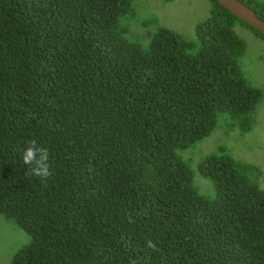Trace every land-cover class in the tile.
Returning <instances> with one entry per match:
<instances>
[{"label":"trees","instance_id":"1","mask_svg":"<svg viewBox=\"0 0 264 264\" xmlns=\"http://www.w3.org/2000/svg\"><path fill=\"white\" fill-rule=\"evenodd\" d=\"M132 1L0 0V214L29 237L10 264H264L258 170L206 155L209 199L177 152L220 114L251 125L262 91L233 26L264 34L211 0L195 39L159 27L143 47L120 24ZM33 138L46 183L20 159Z\"/></svg>","mask_w":264,"mask_h":264},{"label":"rangeland","instance_id":"2","mask_svg":"<svg viewBox=\"0 0 264 264\" xmlns=\"http://www.w3.org/2000/svg\"><path fill=\"white\" fill-rule=\"evenodd\" d=\"M210 8L211 0H133L129 11L120 17V24L128 37L143 47H147L159 27L192 40L195 25L209 14ZM236 23L233 29L245 41V50L239 59L241 70L248 83L262 91L251 114L253 122L243 131L228 115L220 114L208 136L177 151L192 169L193 184L198 192L209 199L215 195L212 181L202 176L197 167L206 155L219 150L253 165L258 170L254 177L264 190V39L239 20ZM28 240V235L12 218L0 214V264H10L15 252Z\"/></svg>","mask_w":264,"mask_h":264},{"label":"clouds","instance_id":"3","mask_svg":"<svg viewBox=\"0 0 264 264\" xmlns=\"http://www.w3.org/2000/svg\"><path fill=\"white\" fill-rule=\"evenodd\" d=\"M20 159L27 166L28 174L41 179L42 183L52 176L51 165L49 162V150L41 145L36 139H29L20 150ZM91 171V168L89 169ZM146 247L156 250L157 244L152 240L146 241ZM135 264V261L132 262Z\"/></svg>","mask_w":264,"mask_h":264},{"label":"water","instance_id":"4","mask_svg":"<svg viewBox=\"0 0 264 264\" xmlns=\"http://www.w3.org/2000/svg\"><path fill=\"white\" fill-rule=\"evenodd\" d=\"M232 14L243 19L247 24L258 29L264 34V19L259 16L250 6L241 0H218Z\"/></svg>","mask_w":264,"mask_h":264}]
</instances>
